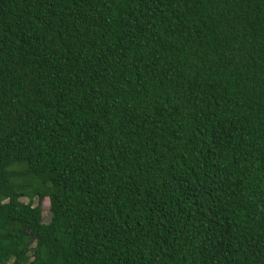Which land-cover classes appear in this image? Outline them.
I'll use <instances>...</instances> for the list:
<instances>
[{"label":"trees","instance_id":"1","mask_svg":"<svg viewBox=\"0 0 264 264\" xmlns=\"http://www.w3.org/2000/svg\"><path fill=\"white\" fill-rule=\"evenodd\" d=\"M0 264H264V0H0Z\"/></svg>","mask_w":264,"mask_h":264},{"label":"rangeland","instance_id":"2","mask_svg":"<svg viewBox=\"0 0 264 264\" xmlns=\"http://www.w3.org/2000/svg\"><path fill=\"white\" fill-rule=\"evenodd\" d=\"M23 200L26 202L28 201L26 198H23ZM37 202V200L35 201V203ZM48 206H49V201L46 199L44 202H43V207L45 209L44 211V217H43V220L44 222H48L50 221V217H51V214L49 213L48 211Z\"/></svg>","mask_w":264,"mask_h":264}]
</instances>
